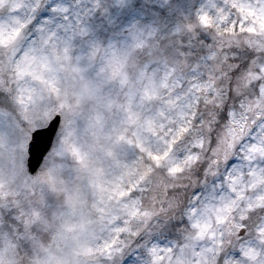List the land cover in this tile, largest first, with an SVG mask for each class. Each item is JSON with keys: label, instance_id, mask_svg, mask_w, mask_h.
Returning a JSON list of instances; mask_svg holds the SVG:
<instances>
[{"label": "snow or ice", "instance_id": "snow-or-ice-1", "mask_svg": "<svg viewBox=\"0 0 264 264\" xmlns=\"http://www.w3.org/2000/svg\"><path fill=\"white\" fill-rule=\"evenodd\" d=\"M98 15L113 25L107 0H0V264H135L133 240L148 264H264V0H201L178 27L205 40L166 52L171 88L141 103L83 58L129 82L121 57L149 71L156 33L105 45Z\"/></svg>", "mask_w": 264, "mask_h": 264}, {"label": "rangeland", "instance_id": "rangeland-1", "mask_svg": "<svg viewBox=\"0 0 264 264\" xmlns=\"http://www.w3.org/2000/svg\"><path fill=\"white\" fill-rule=\"evenodd\" d=\"M107 2L111 13L109 18L113 20V25H108L103 16L98 15L96 18V23H103L104 26L108 28V31L102 34L104 36L103 43L105 45L108 43L109 37L114 42L123 40L131 42L129 32L133 27L147 33L149 29L156 32V29H160L163 23H174L171 25V29L172 33H176L180 30L177 23L188 24L193 21L195 9L199 6L201 0H168L164 6H160L162 0H156L155 3H149L148 0H143V15L139 12L132 13L129 10V0H123V6L120 7L116 5L115 0H107ZM154 23L162 24L160 27L155 28ZM117 33L121 34L118 35ZM189 33L191 35L189 34V36L186 37V41L181 43L180 46H183V50L185 49L184 51H187L188 45L191 43L193 50L195 51L196 42L205 40L206 34L199 27H196ZM179 37L181 38L182 34H180ZM205 42H211L210 35ZM177 43H179V41H177ZM181 48L182 47L175 52H180ZM160 49L162 50L163 47L161 46ZM130 55L131 52L129 51L121 57L123 70L129 73L130 77L131 70L135 67V77L131 78L129 82H123L121 76L112 73L107 67L108 61L106 59L101 60L100 57L93 59L85 56L83 58L84 71L92 76L102 79L106 87H115L117 90L122 89L123 96L121 98L127 101H132L133 103L146 102V98L143 96V89L145 88L151 91L153 96H156L166 87L169 89L171 88V81L167 79V73L169 70L166 64L160 65L159 67L151 65L149 71L146 72L144 67L135 66L130 59ZM193 61H195V59ZM154 78L155 83H153ZM88 95L89 93L87 91L82 90L81 100H87ZM104 106L107 107V104ZM153 227L155 226L153 225ZM152 239L155 243L166 244L170 243L173 239L179 242L180 235L172 232L166 237H156L155 233H153ZM135 244L136 246H134ZM148 246L151 247V243H149ZM128 248L129 260L134 261L135 264H148L150 258L144 247H137V242L133 240L130 243V246L128 245Z\"/></svg>", "mask_w": 264, "mask_h": 264}, {"label": "trees", "instance_id": "trees-1", "mask_svg": "<svg viewBox=\"0 0 264 264\" xmlns=\"http://www.w3.org/2000/svg\"><path fill=\"white\" fill-rule=\"evenodd\" d=\"M154 24H155V28H157V27H160L162 23H154ZM172 24L174 23H163L160 29L158 28L156 29L155 39L158 41L159 46L158 47L153 46L152 48H149L147 50V55H146L147 64H150L152 66H158V67L160 65L165 64L164 54L166 52H175L180 47H182L180 46V44L186 41V37L189 36L190 33L188 31H180V30L176 33H172V29H171ZM177 24L186 25V23H177ZM180 34H182L181 38L179 37ZM177 41H179V43H177ZM161 46L163 47L162 50L160 49ZM194 59L195 57H193V60ZM133 63L135 64L134 61ZM135 242L139 243L138 241H135ZM134 246H136V244Z\"/></svg>", "mask_w": 264, "mask_h": 264}]
</instances>
